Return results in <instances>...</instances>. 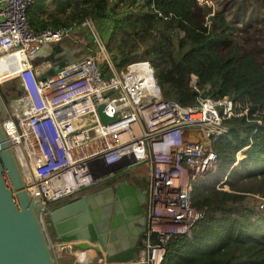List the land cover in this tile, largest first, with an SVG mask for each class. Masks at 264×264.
I'll list each match as a JSON object with an SVG mask.
<instances>
[{"label":"built area","instance_id":"2783aa9c","mask_svg":"<svg viewBox=\"0 0 264 264\" xmlns=\"http://www.w3.org/2000/svg\"><path fill=\"white\" fill-rule=\"evenodd\" d=\"M32 1L0 0V59L14 57L11 76L20 91L8 98L3 127L25 187L43 201L61 200L143 163L145 228L128 262L161 264L168 241L191 234L207 212L192 203L191 192L217 162L212 142L228 131L225 119L234 114V101L204 90L189 104L164 99L147 72L149 60L137 56V43L122 44L125 56L115 63L119 51L108 47L91 17L36 30L26 13ZM78 29L87 31L91 48L41 78L58 60L57 49L69 48L66 41L74 40ZM100 103L116 118L101 122ZM43 219L49 229L46 213ZM53 246L59 261L60 253L70 249L73 264H106L103 256L81 254L70 243L53 241Z\"/></svg>","mask_w":264,"mask_h":264},{"label":"trees","instance_id":"16d2710c","mask_svg":"<svg viewBox=\"0 0 264 264\" xmlns=\"http://www.w3.org/2000/svg\"><path fill=\"white\" fill-rule=\"evenodd\" d=\"M26 13L36 30L91 17L108 47L119 51L118 62L125 56L122 44L133 37L146 57H156L151 64L164 99L189 104L204 90L234 101L228 131L212 142L227 188L194 183L191 201L207 212L191 234L168 241L161 264H264V67L251 49L231 41L233 26L223 15L197 0H33ZM164 29L176 45L167 57L156 35ZM239 150L245 157L231 167Z\"/></svg>","mask_w":264,"mask_h":264},{"label":"water","instance_id":"95a60500","mask_svg":"<svg viewBox=\"0 0 264 264\" xmlns=\"http://www.w3.org/2000/svg\"><path fill=\"white\" fill-rule=\"evenodd\" d=\"M60 49H57V54ZM62 64L58 57L40 77L54 73ZM147 72L151 82L159 87L150 62ZM111 92L109 90L107 94ZM17 94H20L19 90ZM7 103V96L0 91V264H60L53 241L70 243L81 254L88 250L93 256H103L106 264H115L114 260L133 264L128 261L133 259L138 245L133 243L125 247L120 240H115V230H110L106 208H95L97 190L81 193L92 185L82 187L61 201H43L29 193L3 127V121L9 116ZM103 108L104 103L97 106L101 122L107 123L116 118L115 114H106ZM124 183L126 181L120 182L119 186H124ZM112 187L104 191L108 189L111 194L115 191ZM44 213L48 217L49 229L43 219Z\"/></svg>","mask_w":264,"mask_h":264},{"label":"rangeland","instance_id":"374dc122","mask_svg":"<svg viewBox=\"0 0 264 264\" xmlns=\"http://www.w3.org/2000/svg\"><path fill=\"white\" fill-rule=\"evenodd\" d=\"M204 4L205 6H210V9L214 13L218 12L223 15V20H226L233 26L230 31L231 41H235L242 47L251 49L254 52L260 65L264 67V0H205ZM254 4H256L257 7H255ZM210 16L205 19V24H207L208 26H210L211 22ZM161 30H159L160 32H157L156 35L159 42H161V44L165 48L163 56L167 57V54L170 50L176 49V45L173 42H170L167 37H165V35L167 34L165 29L163 31ZM130 40L139 45L136 47L138 48L139 53V55L137 56L145 58L146 55L144 46H142L133 37ZM113 47L115 48V45ZM146 58L149 60L150 63L154 61V59H156V57H154L153 55ZM11 59L12 58H8V56H4L0 59V63L3 61V63L1 64H3L4 66V62H7L9 64ZM114 61L115 63H117L119 61V57L114 55ZM3 66L2 70L4 73V78L2 80L0 79L1 85H5L9 80H15L13 76L8 77L9 70L6 71L5 68L8 65H5V67ZM189 84L193 88L195 85H197V78L196 80H194L192 74L190 75ZM10 96L11 95L8 94L7 99ZM7 107L9 111V106L7 105ZM244 157L245 153L242 150H239L236 154V161L231 166H238L240 164L239 160ZM223 169L224 168L221 167L220 163L217 160L216 164L211 169L208 175L197 179V181H199V185L203 188L213 185H223V187L227 188V184L224 181L222 182V180H224L225 178L222 176L224 171ZM131 170L134 173L140 174L143 172L144 174L146 172V167L143 163H139L133 166ZM110 179L111 177H107L102 181L93 184L87 189L81 190V193L88 192L94 188H97L99 185L108 182ZM70 259L73 260L72 258ZM62 260L66 261L67 259L63 258ZM66 264L72 263L71 261H66Z\"/></svg>","mask_w":264,"mask_h":264},{"label":"crops","instance_id":"0c3cea01","mask_svg":"<svg viewBox=\"0 0 264 264\" xmlns=\"http://www.w3.org/2000/svg\"><path fill=\"white\" fill-rule=\"evenodd\" d=\"M75 39L68 42L70 46H77V50H64V55L60 59L66 58L67 53H72V57L75 59L82 54H85L92 46L90 37L86 35L83 29L75 31ZM65 44V43H64ZM3 63V61L1 62ZM0 63V79L4 78L2 70L3 64ZM5 65L7 67H5ZM8 75L11 76L15 71V63L4 62V66ZM126 181L124 186H119L120 182ZM114 185V187H112ZM146 186L147 178L146 172L134 173L132 170L120 173L112 176L108 182L99 185L97 188L90 190L93 192L97 190V206L96 209L105 207V213L110 219V230L114 228V236L116 241H121L126 247L129 244H139L140 238L143 235L145 228V203H146ZM112 187L115 191L109 194L104 191L105 188ZM106 201V202H105ZM105 202V203H104ZM112 224H115L112 227ZM70 249L63 253H60L62 259L66 258V261H71ZM63 255V256H62ZM60 260V264H66L65 260ZM73 264V263H72Z\"/></svg>","mask_w":264,"mask_h":264},{"label":"bare ground","instance_id":"6f19581e","mask_svg":"<svg viewBox=\"0 0 264 264\" xmlns=\"http://www.w3.org/2000/svg\"><path fill=\"white\" fill-rule=\"evenodd\" d=\"M77 46H70L69 48H67V47H65V48H62V49H60L59 50V52H58V56H59V58H61V56H63L64 55V50H71V49H73V50H77V48H76ZM73 55H72V53H67V57L66 58H63V59H60V61L61 62H63V63H65V62H68V61H70V60H73L74 58L72 57ZM8 58H12L11 60H10V62L12 63V62H14L15 61V59H14V57H8ZM10 81H14V82H16V80H10ZM16 95H18V94H15V96ZM73 261L74 260H72V263H73ZM60 262V261H59Z\"/></svg>","mask_w":264,"mask_h":264},{"label":"flooded vegetation","instance_id":"af4514ba","mask_svg":"<svg viewBox=\"0 0 264 264\" xmlns=\"http://www.w3.org/2000/svg\"><path fill=\"white\" fill-rule=\"evenodd\" d=\"M9 84H11V85H9ZM13 85H15V87H13ZM17 90H18V88H17L16 82L8 81L7 84L1 85L0 91L3 92L7 96L8 94H13V95L17 94Z\"/></svg>","mask_w":264,"mask_h":264},{"label":"clouds","instance_id":"9594fccd","mask_svg":"<svg viewBox=\"0 0 264 264\" xmlns=\"http://www.w3.org/2000/svg\"><path fill=\"white\" fill-rule=\"evenodd\" d=\"M223 182V181H222ZM218 186V185H217Z\"/></svg>","mask_w":264,"mask_h":264}]
</instances>
